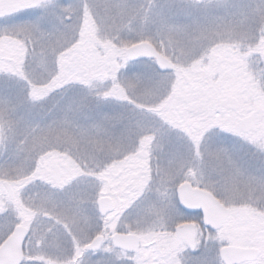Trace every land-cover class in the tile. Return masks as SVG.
I'll return each instance as SVG.
<instances>
[{
    "label": "snow or ice",
    "instance_id": "snow-or-ice-1",
    "mask_svg": "<svg viewBox=\"0 0 264 264\" xmlns=\"http://www.w3.org/2000/svg\"><path fill=\"white\" fill-rule=\"evenodd\" d=\"M0 264H264V0H0Z\"/></svg>",
    "mask_w": 264,
    "mask_h": 264
}]
</instances>
